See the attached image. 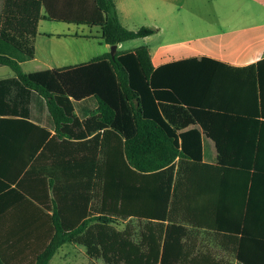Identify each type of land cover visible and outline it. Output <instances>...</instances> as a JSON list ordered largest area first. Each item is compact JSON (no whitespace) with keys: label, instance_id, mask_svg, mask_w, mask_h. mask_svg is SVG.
Listing matches in <instances>:
<instances>
[{"label":"trees","instance_id":"obj_1","mask_svg":"<svg viewBox=\"0 0 264 264\" xmlns=\"http://www.w3.org/2000/svg\"><path fill=\"white\" fill-rule=\"evenodd\" d=\"M82 2L83 10L80 0H3L2 5L0 67H10L15 75L0 80V114L54 128L52 141L94 134L86 146L67 141L53 149L46 146L41 155L50 151V163L39 165L32 154L17 163L16 176L21 177L16 189L48 221L45 242L30 264H48L64 244L83 247L90 264H184L192 247L186 244L190 233L182 223H196L191 217L175 218L177 189L189 186L190 179L181 181L183 174L200 161V129L214 143L216 165L225 163L222 133L207 130L210 118L185 94L162 91L167 68H153L145 46L116 50L113 57L107 52L73 66L22 72L19 63L35 57L42 19L99 27L100 41L110 46L155 33L150 27L126 29L114 0H92L89 9ZM258 65L243 69L254 92ZM78 125L84 127L82 136L70 132ZM40 175L48 179L45 201L31 186ZM246 197L244 184V205ZM225 198L218 196L219 207L228 204ZM234 229L236 233L225 226L213 230L232 238L238 264H264V226L259 234L247 227L244 235ZM0 264L8 263L0 258Z\"/></svg>","mask_w":264,"mask_h":264},{"label":"crops","instance_id":"obj_2","mask_svg":"<svg viewBox=\"0 0 264 264\" xmlns=\"http://www.w3.org/2000/svg\"><path fill=\"white\" fill-rule=\"evenodd\" d=\"M82 1L80 0V10H83ZM91 1L84 0L85 9H89ZM159 1L164 5H179L181 8L184 3V0ZM211 1L219 4L218 13L192 15L196 22L186 24L188 29L192 27L200 33L199 38L175 49L161 47L151 51L145 46L153 68H167L165 70L168 73L161 78V88L165 89L162 91L172 90L177 95L185 94L191 105L210 118L205 122L207 130L222 133L219 141L224 149L225 163L219 162L216 165L214 143L200 129V161H193L191 170L183 174L181 181L190 179L189 186L183 183L177 189L175 218L184 221L191 217L196 223L193 227L184 224L185 221L182 223L190 233L186 244L192 247L191 253H186L183 257L184 264H238L231 253L232 238L222 237L213 229L225 226L229 228L227 231L236 233L234 228H238L244 235L245 227L259 234L264 226V0ZM238 3L239 7L233 6ZM114 4L118 16L117 0H114ZM229 4H233L232 7H228ZM2 5L3 0H0V16ZM179 7L175 13L173 8H169V11L163 13V17L167 20L190 19L186 12H179ZM122 10L126 15L127 10ZM41 13L45 14L43 8ZM43 20L48 21H39L37 34ZM77 26L94 28L97 35L75 34L73 37L101 42L99 27ZM36 41L37 38L35 57L19 63L20 70L29 73L61 68L45 64L42 69H32L26 65L37 60ZM120 44H116V50ZM200 58L203 60L186 62ZM258 62V84L254 92L243 69ZM5 68H9V71ZM14 75L10 67H0V80ZM44 119L47 120L45 117ZM36 123L42 122L5 116L2 112L0 114V258L8 264H30L35 252L45 242L48 232V221L41 209L16 189L21 177V174L16 176L17 163L31 154L39 165L50 163V151L41 155V150L46 146L53 149L58 144H66L64 141L86 146L94 135L88 134L86 138L79 140L63 138L64 141H52L55 136L54 128ZM70 132L82 136L85 131L83 125H78ZM176 164L177 159L174 161V165ZM47 181L40 175L33 177L31 182L35 194L44 201ZM244 184L248 199L245 205ZM219 195L222 199L226 195L227 205L219 207ZM190 197L191 208L187 204ZM129 219L131 217L125 221ZM223 238L225 239L222 240ZM60 253L61 262H57L56 258ZM75 255L86 259L87 264H90L83 247L72 244L59 247L48 264H68L65 258Z\"/></svg>","mask_w":264,"mask_h":264},{"label":"rangeland","instance_id":"obj_3","mask_svg":"<svg viewBox=\"0 0 264 264\" xmlns=\"http://www.w3.org/2000/svg\"><path fill=\"white\" fill-rule=\"evenodd\" d=\"M232 5L227 6L232 7ZM117 6L120 23L126 29L137 30L140 27L155 29V33L149 37L121 43L117 50H129L140 46H146L151 51L161 47H170L171 49L181 47L201 36L196 29L192 27L188 29L186 26L188 23L196 22V18H193L192 15L218 13L220 11L219 4L213 3L211 0H184L183 8L179 5H164L159 0H117ZM233 6L239 7L240 4ZM177 7H179V12H186L185 14H188L190 19L167 20L163 17V13L166 10L169 11V8H173V13L177 12ZM123 8L127 10L126 15L122 10ZM75 34L96 36L97 30L74 24L41 21L36 37L37 60L26 65L32 69H42L45 64L51 67H62L88 61L104 52L110 53V46L106 47L103 42L73 37ZM5 69L9 71V68ZM56 261L61 262V253ZM65 261L68 264H87L86 259L79 255L67 256ZM98 263L102 264L100 261Z\"/></svg>","mask_w":264,"mask_h":264},{"label":"water","instance_id":"obj_4","mask_svg":"<svg viewBox=\"0 0 264 264\" xmlns=\"http://www.w3.org/2000/svg\"><path fill=\"white\" fill-rule=\"evenodd\" d=\"M110 48H111L110 54L113 57V54L116 51V45H112V46H110Z\"/></svg>","mask_w":264,"mask_h":264}]
</instances>
